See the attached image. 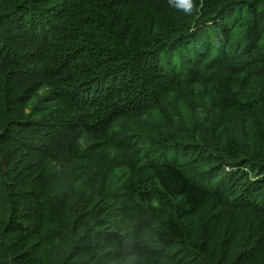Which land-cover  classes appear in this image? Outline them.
I'll return each mask as SVG.
<instances>
[{
	"label": "trees",
	"instance_id": "obj_1",
	"mask_svg": "<svg viewBox=\"0 0 264 264\" xmlns=\"http://www.w3.org/2000/svg\"><path fill=\"white\" fill-rule=\"evenodd\" d=\"M0 211L5 255L207 264L229 214L257 260L264 0H0Z\"/></svg>",
	"mask_w": 264,
	"mask_h": 264
},
{
	"label": "rangeland",
	"instance_id": "obj_2",
	"mask_svg": "<svg viewBox=\"0 0 264 264\" xmlns=\"http://www.w3.org/2000/svg\"><path fill=\"white\" fill-rule=\"evenodd\" d=\"M185 108L186 110H188L187 107ZM77 174L81 175V177L89 181L91 178H95L97 175H99V172L97 170V165L91 164L90 168L85 174H81L79 171L77 172ZM4 209L5 208H3L1 211L3 212ZM239 223L242 224L243 219L229 217V214L223 217L221 229L215 237L213 243H211L212 245L210 253L206 254V257L208 259L207 264H230L231 261L235 259L234 255H238L243 250L250 251V247L261 238L258 232L254 235H250L247 232V228L245 231L240 230L238 227ZM5 230L6 227L0 226V240L10 246L11 242L9 237H7L5 234ZM9 236L12 239H15L14 241H16L17 238H20L15 234H9ZM62 243L58 242L48 247V252L46 253L52 254L51 256L46 257L47 254H44L43 251L37 252L34 250L30 251L31 254H27L24 256L23 251L25 250V248H27V245H31L33 243L24 245L22 241L21 243H19L18 248L13 247V252H11V255H5L0 252V262L2 261L0 264H58L59 259H62L69 248H71V246L69 244L67 245L66 242ZM261 249L252 258L257 260L253 261L252 263L245 262V264H264V250L261 251ZM205 260L206 259H204V261Z\"/></svg>",
	"mask_w": 264,
	"mask_h": 264
},
{
	"label": "bare ground",
	"instance_id": "obj_3",
	"mask_svg": "<svg viewBox=\"0 0 264 264\" xmlns=\"http://www.w3.org/2000/svg\"><path fill=\"white\" fill-rule=\"evenodd\" d=\"M262 32H263V31H262ZM26 245H27V244H26ZM1 262H2V261H1ZM1 262H0V263H1Z\"/></svg>",
	"mask_w": 264,
	"mask_h": 264
}]
</instances>
